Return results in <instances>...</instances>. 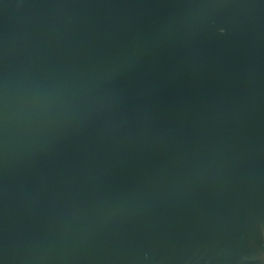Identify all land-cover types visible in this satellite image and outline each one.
I'll list each match as a JSON object with an SVG mask.
<instances>
[{
    "label": "water",
    "instance_id": "95a60500",
    "mask_svg": "<svg viewBox=\"0 0 264 264\" xmlns=\"http://www.w3.org/2000/svg\"><path fill=\"white\" fill-rule=\"evenodd\" d=\"M0 264H264V0H0Z\"/></svg>",
    "mask_w": 264,
    "mask_h": 264
}]
</instances>
